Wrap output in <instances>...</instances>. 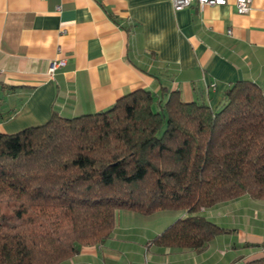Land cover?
<instances>
[{"label": "trees", "instance_id": "obj_1", "mask_svg": "<svg viewBox=\"0 0 264 264\" xmlns=\"http://www.w3.org/2000/svg\"><path fill=\"white\" fill-rule=\"evenodd\" d=\"M15 89L0 83V118ZM242 195L264 199V85L229 82L215 109L135 89L105 110L0 132V264H59L103 243L118 210H185L150 242L202 251L232 229L201 209Z\"/></svg>", "mask_w": 264, "mask_h": 264}, {"label": "crops", "instance_id": "obj_2", "mask_svg": "<svg viewBox=\"0 0 264 264\" xmlns=\"http://www.w3.org/2000/svg\"><path fill=\"white\" fill-rule=\"evenodd\" d=\"M58 58L65 64L48 73ZM239 79L264 85V0L245 13L234 0L177 10L170 0H0V83L16 86L2 95L0 132L105 110L139 88L215 109ZM247 200L201 209L232 229L202 251L150 242L185 210H118L103 243L59 264H238L264 253V203Z\"/></svg>", "mask_w": 264, "mask_h": 264}, {"label": "built area", "instance_id": "obj_3", "mask_svg": "<svg viewBox=\"0 0 264 264\" xmlns=\"http://www.w3.org/2000/svg\"><path fill=\"white\" fill-rule=\"evenodd\" d=\"M228 0H170L172 7L177 10L196 3L199 6L203 5H214V4H224ZM252 0H234L236 11L239 13H245L248 11L250 2ZM230 33V29L227 30ZM65 64L64 59H52L48 65V73L53 74L58 68Z\"/></svg>", "mask_w": 264, "mask_h": 264}, {"label": "rangeland", "instance_id": "obj_4", "mask_svg": "<svg viewBox=\"0 0 264 264\" xmlns=\"http://www.w3.org/2000/svg\"><path fill=\"white\" fill-rule=\"evenodd\" d=\"M242 199H248L247 200L248 203H264V200L253 199V198L249 197L248 195H242L238 199L236 198V199L229 200L226 202H220L218 204L223 205V203H236L238 200H242Z\"/></svg>", "mask_w": 264, "mask_h": 264}]
</instances>
